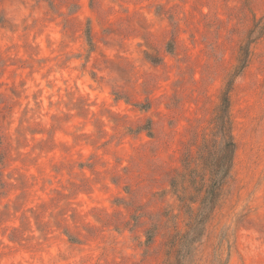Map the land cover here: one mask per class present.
<instances>
[{"label": "rangeland", "instance_id": "1", "mask_svg": "<svg viewBox=\"0 0 264 264\" xmlns=\"http://www.w3.org/2000/svg\"><path fill=\"white\" fill-rule=\"evenodd\" d=\"M247 42L196 264H264V0H0V264H163Z\"/></svg>", "mask_w": 264, "mask_h": 264}, {"label": "trees", "instance_id": "2", "mask_svg": "<svg viewBox=\"0 0 264 264\" xmlns=\"http://www.w3.org/2000/svg\"><path fill=\"white\" fill-rule=\"evenodd\" d=\"M248 43L242 48L239 66L220 94V103L212 118L214 136L211 139L212 144L203 140L198 147L195 157L198 166L196 164L190 166L188 161L184 162L182 174L187 176L183 177L187 185L182 187L184 194L179 199L188 218L185 229L175 231L165 242L166 258L163 264H196L197 246L204 237L207 223L220 201L222 187L231 176L236 143L233 139L229 113V91L232 79L242 71L248 60ZM170 183L172 187L175 185L173 180ZM188 187L192 188L193 193L185 192ZM186 201L197 203V206L192 208ZM149 230L146 231L147 242L151 240Z\"/></svg>", "mask_w": 264, "mask_h": 264}]
</instances>
